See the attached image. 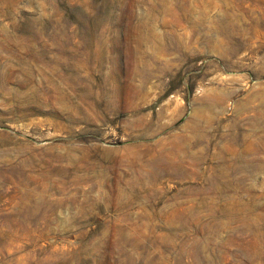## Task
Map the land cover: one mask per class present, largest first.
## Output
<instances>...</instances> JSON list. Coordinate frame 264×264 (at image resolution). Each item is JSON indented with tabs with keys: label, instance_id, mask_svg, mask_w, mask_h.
I'll list each match as a JSON object with an SVG mask.
<instances>
[{
	"label": "rangeland",
	"instance_id": "1",
	"mask_svg": "<svg viewBox=\"0 0 264 264\" xmlns=\"http://www.w3.org/2000/svg\"><path fill=\"white\" fill-rule=\"evenodd\" d=\"M0 264H264V0H0Z\"/></svg>",
	"mask_w": 264,
	"mask_h": 264
}]
</instances>
